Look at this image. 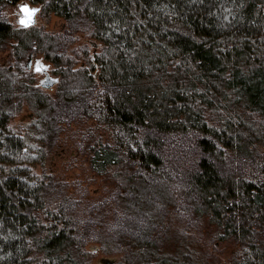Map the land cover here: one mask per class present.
Segmentation results:
<instances>
[{"label":"trees","instance_id":"16d2710c","mask_svg":"<svg viewBox=\"0 0 264 264\" xmlns=\"http://www.w3.org/2000/svg\"><path fill=\"white\" fill-rule=\"evenodd\" d=\"M16 1L0 0V47L15 40L0 63V264H90L92 224L33 169L83 116L107 133L88 145L92 170L142 222L124 220L108 248L123 258L109 264H205L150 230L168 210L237 242L232 264H264V0H31L65 18L60 31L14 26L4 13ZM82 29L98 48L60 52ZM30 50L54 61L53 90L22 68ZM19 92L36 114L28 135L10 125Z\"/></svg>","mask_w":264,"mask_h":264},{"label":"rangeland","instance_id":"374dc122","mask_svg":"<svg viewBox=\"0 0 264 264\" xmlns=\"http://www.w3.org/2000/svg\"><path fill=\"white\" fill-rule=\"evenodd\" d=\"M42 3L32 2L31 0H18L5 8V16L14 26L21 27L28 24L21 23L24 12L22 6L28 9L36 8L37 26H44L49 31H60L65 25V18L61 15L51 13L47 18L40 14ZM81 37L79 36L66 49H59L64 53L67 51L68 56L75 55L83 51L84 45L89 44L90 51L95 50L101 41L90 35L88 31L82 29ZM15 40L8 38L4 42V47H0V63L8 64L9 52ZM35 58H40L47 65V74L41 70L27 69V58H22L21 66L25 71H31L35 80L33 83L42 86L46 90H53L59 75L55 70V63L43 52L37 51ZM78 62L74 66L85 64L84 58L77 56ZM27 71V72H28ZM47 77L54 78L53 84L44 86L42 83ZM22 98V104L12 119L10 125L12 129L22 135H28L32 130L29 125L36 117L34 109L25 100L24 93L19 92ZM34 138V137H33ZM107 133L103 128L96 124L93 118L86 116L78 117L73 121L64 123L61 132L57 135L55 142L52 143L47 151L43 163L33 166L36 173L46 174L54 182V194L57 198L62 197V193L69 194L73 206L71 212L79 216V225L86 222L92 224V232L89 235L96 236L88 238L86 247L90 251V264H109L123 258L122 250H112L118 243L119 230L121 227L129 230L124 225L127 218L137 223L136 215L126 212L124 205L114 200L115 184L110 182L102 174L96 173L90 166V152L88 145L95 140L106 141ZM30 138L27 141H32ZM64 191V192H63ZM117 194V193H116ZM160 218L150 225V230L155 236H160L162 247L171 252L181 253L185 250H191L194 257L201 261L203 255L207 261L205 264H232V256L238 248V243L233 239H221L217 235V227L210 223L208 219L192 218L188 219L183 214L171 211L159 213ZM134 224L131 233L139 234V227ZM79 227V226H78ZM124 235L130 239L131 233ZM82 236V235H81ZM106 236H111V241L106 242ZM127 245V244H125ZM123 244L122 247H125ZM108 249V250H107ZM197 255V256H196ZM200 257H199V256Z\"/></svg>","mask_w":264,"mask_h":264},{"label":"flooded vegetation","instance_id":"af4514ba","mask_svg":"<svg viewBox=\"0 0 264 264\" xmlns=\"http://www.w3.org/2000/svg\"><path fill=\"white\" fill-rule=\"evenodd\" d=\"M29 11H31V12H33V10H31V9H29ZM35 15V16H34ZM34 15H32V17H31V21L30 22H27V16H26V14L24 13V15L22 16V18H21V21L22 20H25L26 21V23L25 24H28V25H31V24H34V22L36 21V13L34 14ZM34 19V20H33ZM29 57H30V59H31V65L29 66L28 65V59H29ZM26 58H27V63H26V68L27 69H34V70H41V71H45L46 72V74H47V71L48 70H46L47 69V65H45L44 63H40V62H38V60L40 59V58H36V59H34L35 58V53H34V51H32V50H30L29 52H28V54H27V56H26ZM41 60V59H40ZM46 66V67H45Z\"/></svg>","mask_w":264,"mask_h":264},{"label":"water","instance_id":"95a60500","mask_svg":"<svg viewBox=\"0 0 264 264\" xmlns=\"http://www.w3.org/2000/svg\"><path fill=\"white\" fill-rule=\"evenodd\" d=\"M33 10V15L36 13V8L35 9H32ZM35 16V15H34ZM34 20V19H33ZM28 65L30 66L31 65V59H30V57H29V59H28ZM38 62H40V63H43V61L42 60H38ZM46 65V64H45ZM46 67V66H45ZM55 82V79L54 78H49V77H47V79H46V81L45 82H43L42 84L44 85V86H47L48 84H53Z\"/></svg>","mask_w":264,"mask_h":264},{"label":"snow or ice","instance_id":"6c2138e0","mask_svg":"<svg viewBox=\"0 0 264 264\" xmlns=\"http://www.w3.org/2000/svg\"><path fill=\"white\" fill-rule=\"evenodd\" d=\"M21 11L26 14L27 22H30L31 21V17L33 15V12L29 11V9L26 6H22ZM21 23H26V21L22 20Z\"/></svg>","mask_w":264,"mask_h":264}]
</instances>
